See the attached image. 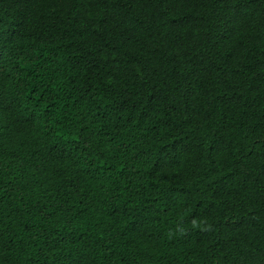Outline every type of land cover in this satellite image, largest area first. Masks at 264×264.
<instances>
[{
  "label": "trees",
  "instance_id": "obj_1",
  "mask_svg": "<svg viewBox=\"0 0 264 264\" xmlns=\"http://www.w3.org/2000/svg\"><path fill=\"white\" fill-rule=\"evenodd\" d=\"M0 264H264V0H0Z\"/></svg>",
  "mask_w": 264,
  "mask_h": 264
}]
</instances>
